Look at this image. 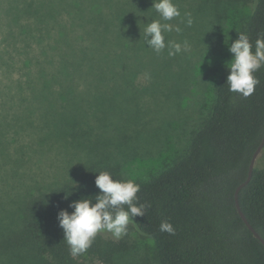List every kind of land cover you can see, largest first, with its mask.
Returning a JSON list of instances; mask_svg holds the SVG:
<instances>
[{
	"label": "trees",
	"instance_id": "1",
	"mask_svg": "<svg viewBox=\"0 0 264 264\" xmlns=\"http://www.w3.org/2000/svg\"><path fill=\"white\" fill-rule=\"evenodd\" d=\"M239 1L173 0L181 12V17L174 18L173 26L177 23L181 32L167 33L166 40L203 44L195 65L208 68L213 85L209 98L202 87L200 99L193 100L192 107H198V115L191 123L184 149L152 175L134 179L140 185L135 203L146 207L145 215L134 217L130 223L152 240L153 264H264V244L239 215L234 196L236 187L246 179L251 157L264 136V67L254 74L260 81L254 93L244 98L229 91L227 65L218 70L216 60L224 26L231 24L225 21L226 10ZM151 6L152 0H25L24 7L18 9L15 24L18 33L24 35V62L29 67L27 87L46 99L60 95L66 98L62 109L52 108L53 105L44 109L45 123L50 120L52 132L61 136L64 145L72 144L88 152L95 149L96 155L89 162L82 160L80 169L60 184L26 197L18 219L0 234V258L4 257L6 263L121 264L126 259V243L101 237L103 231L86 253L72 256L57 215L61 210L71 213L72 201L98 194L94 180L99 172L107 171L116 180L128 179L118 163H109L114 160H107V148L120 150L121 145L139 139L147 130L149 134L173 121L185 126L191 120L190 116L173 113L176 108L171 107L170 100L166 106L156 104L165 111L170 109V114L150 125L138 122L139 117L141 120L146 116L145 110L127 111V117L120 108L119 112L110 111L113 107L109 105H123L121 93H125L133 108H139L135 107L139 104L135 98L141 92L134 88L132 95L127 88L133 87V79L138 78L141 69H147L148 76L162 77L160 85L170 82L184 90L181 82L185 67L179 63H190V52L169 57L167 49L157 54L144 43L147 23L159 19ZM185 12L191 13L198 28L205 27L203 36L196 28V33L190 32L191 27L186 30ZM201 15L205 20L199 18ZM18 33L14 39L19 38L20 42ZM111 33L115 37L110 40ZM241 33L248 36L254 50L256 39L264 34V0H253L249 14L240 19L234 40ZM144 56H149L150 66L155 67L148 68ZM35 64L39 69L33 73ZM202 73L199 79L207 76ZM83 79L94 80L86 91L78 92L75 81ZM107 79L116 84L120 79L124 86L110 85ZM193 79H197L195 73ZM31 82H36L37 87ZM92 83L99 86H91ZM54 85L59 89H54ZM84 93L94 94V100L76 97ZM183 99L186 100L182 98L179 104L175 100L172 103L180 106ZM157 110L148 111L160 113ZM131 121H135L133 126L129 125ZM263 153L264 146L238 199L249 223L264 239V163H259ZM163 221L172 224L174 234L160 231ZM87 258L95 262L87 263Z\"/></svg>",
	"mask_w": 264,
	"mask_h": 264
},
{
	"label": "rangeland",
	"instance_id": "2",
	"mask_svg": "<svg viewBox=\"0 0 264 264\" xmlns=\"http://www.w3.org/2000/svg\"><path fill=\"white\" fill-rule=\"evenodd\" d=\"M24 1L0 0V136H3L0 139V234L6 233L8 230L5 231L4 228L8 225L12 227V223L18 219L21 205L28 195H35L39 191L60 184L61 181L68 179L80 169L82 160L89 162L96 155L95 149L92 151L88 149V152L82 147L76 148L72 144L64 145L61 136L52 132L54 127L50 120L45 123L44 109L51 108V105H53L52 108L62 109V105L66 102L64 95L46 99L45 97H39L37 90L32 91L27 87L26 78L29 67L24 62L26 53L24 35L18 33V27L15 24L18 9L24 7ZM252 4L253 0H240L235 6L226 10L225 21H230L231 24L224 26L225 29L222 31L223 40L220 43V53L216 55L218 70L231 60L232 54L228 51L227 44L234 41V34L239 27L240 19L249 14ZM64 16H67V13ZM199 18L205 20L202 15ZM23 20L21 18L20 21L23 22ZM169 23L173 25L174 19ZM175 26H177V23ZM185 28L188 30V26L185 25ZM194 28L201 32L200 36L206 33L205 27L198 28L196 24H192L191 33H196ZM16 32L20 35V42L19 38L18 40L14 39ZM114 37L115 34L111 33L109 39L111 40ZM185 39L189 40L188 38ZM190 46L191 51L188 59L190 63H179V65L183 64L185 67L183 72L185 79H182L181 82L184 90L172 86L170 82L160 85L162 77L157 79L151 75L148 76L147 69H141L138 78L133 79V87L127 88L130 89L132 95L135 94L134 88H136V91L141 92L138 95L136 94L138 98H135L139 101V104L134 105L139 108H133V103H130V100L125 97V93L119 95V98L123 96L120 98L123 105L119 107L109 105L113 107L110 110L112 112H119L118 109L120 108L124 117H127V111L145 110L146 116L141 120L139 117L138 122H147L148 125L155 124L166 116L165 114H170V109L165 111L156 105L161 103L166 106L167 102L170 103V101L171 107L176 108L173 113L191 117L190 122L185 126L178 125L181 121H173L170 125H165L163 129L153 131L154 133L147 134V130L139 139L121 145L120 150L112 146L107 148L110 152V157L107 160H114V162L109 163H118L124 171V176L128 179L147 178L179 154L186 145L191 123L198 115V107H192L193 100L196 97L200 99L202 87L205 90V97L209 98L211 96L210 89L213 85V79H209L211 72L202 64L198 68L195 65L199 56V48H203V44H196L195 46L193 42ZM33 49L35 54L38 55L35 46ZM129 54L132 57V53ZM143 59L148 68L155 67L154 65L150 66L149 56H144ZM38 69L39 66L32 65L33 73ZM202 71L207 76L204 79H199ZM193 73L197 75V79H193ZM31 76L36 78V75ZM93 80H76L75 88L78 92L86 91V87ZM107 80H109L110 85L119 84L124 86L120 79L117 84L112 79ZM31 83L35 86L36 84L39 85V81L38 83ZM91 86H99V83H92ZM53 88L57 90L59 86L54 85ZM166 93L167 95L164 97ZM169 95L170 97H168ZM76 97L85 101H92L95 95L84 93L76 94ZM182 98H186V100L183 99L180 106L177 105ZM173 100L177 104H173ZM86 105H89V103H86ZM149 109H158L157 112L160 113H151L148 111ZM48 114L49 112L47 116ZM188 121L185 120V122ZM91 122L96 123L94 119H91ZM133 123L135 121H131L129 125L133 126ZM110 134L106 133V135ZM92 136L96 135L92 134ZM260 156L259 163H264V153ZM10 229L13 231L16 228ZM100 236L106 239L122 240L126 243V259L121 264L154 263L151 255L152 240L142 235L131 223L128 225L127 234L119 239L114 238L107 231H103ZM3 258H0V264H8ZM85 261L87 263L95 262V260L91 262L90 258Z\"/></svg>",
	"mask_w": 264,
	"mask_h": 264
},
{
	"label": "clouds",
	"instance_id": "3",
	"mask_svg": "<svg viewBox=\"0 0 264 264\" xmlns=\"http://www.w3.org/2000/svg\"><path fill=\"white\" fill-rule=\"evenodd\" d=\"M151 8L159 15V19L151 20L144 28L143 39L148 48L157 54L167 49L169 57L190 52L191 46L187 41L166 40L167 33L181 32L179 26L167 23L181 17L173 0H152ZM183 22L188 27L192 26L190 12L183 14ZM227 47L232 54L231 60L227 62L229 74L226 82L229 91L247 98L260 82L254 74L264 67V34L256 39L254 50L248 36L243 33L228 43ZM94 184L99 189L98 194L72 201L69 204L73 209L71 213L61 210L57 215L64 240L74 257L86 253L98 233L107 231L119 239L127 234L128 225L134 217L145 215L146 205L135 203L138 201L140 185L134 179L116 180L111 173L102 171L96 175ZM160 231L174 234L175 229L170 222L163 221Z\"/></svg>",
	"mask_w": 264,
	"mask_h": 264
},
{
	"label": "water",
	"instance_id": "4",
	"mask_svg": "<svg viewBox=\"0 0 264 264\" xmlns=\"http://www.w3.org/2000/svg\"><path fill=\"white\" fill-rule=\"evenodd\" d=\"M264 146V136L263 139L261 141V143L259 144V146L256 148V150L254 151L250 163H249V170H248V175L246 177V179L244 181H242L235 189V203H236V208L238 210L239 215L241 216V218L243 219V221L245 222V224L248 226V228L253 232V234L260 238V240L262 241V243L264 244V239L262 237H260V235L256 232V230L252 227V225L249 223L248 219L246 218L245 214L243 213L240 204H239V199H238V195H239V191L250 181L251 176H252V172H253V168L256 162V159L258 157V155L260 154L262 148Z\"/></svg>",
	"mask_w": 264,
	"mask_h": 264
}]
</instances>
